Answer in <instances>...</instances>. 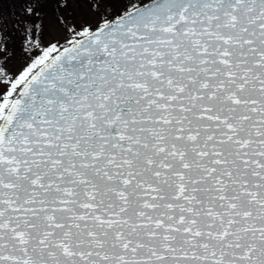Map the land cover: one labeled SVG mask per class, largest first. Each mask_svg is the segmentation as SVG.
Returning a JSON list of instances; mask_svg holds the SVG:
<instances>
[{
    "label": "snow or ice",
    "instance_id": "1",
    "mask_svg": "<svg viewBox=\"0 0 264 264\" xmlns=\"http://www.w3.org/2000/svg\"><path fill=\"white\" fill-rule=\"evenodd\" d=\"M12 2L0 264H264V0Z\"/></svg>",
    "mask_w": 264,
    "mask_h": 264
},
{
    "label": "trees",
    "instance_id": "2",
    "mask_svg": "<svg viewBox=\"0 0 264 264\" xmlns=\"http://www.w3.org/2000/svg\"><path fill=\"white\" fill-rule=\"evenodd\" d=\"M19 8L20 5L13 3L12 0H0V15H2L3 18H7V16L11 17L13 13L18 15Z\"/></svg>",
    "mask_w": 264,
    "mask_h": 264
},
{
    "label": "rangeland",
    "instance_id": "3",
    "mask_svg": "<svg viewBox=\"0 0 264 264\" xmlns=\"http://www.w3.org/2000/svg\"><path fill=\"white\" fill-rule=\"evenodd\" d=\"M6 18V17H5ZM5 18H3V23L8 26L9 30H11V20H10V17L7 16L6 18V21H5Z\"/></svg>",
    "mask_w": 264,
    "mask_h": 264
}]
</instances>
